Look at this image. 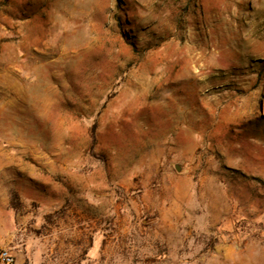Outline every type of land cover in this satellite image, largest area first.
Wrapping results in <instances>:
<instances>
[{
  "label": "rangeland",
  "instance_id": "1",
  "mask_svg": "<svg viewBox=\"0 0 264 264\" xmlns=\"http://www.w3.org/2000/svg\"><path fill=\"white\" fill-rule=\"evenodd\" d=\"M7 231L57 264H264V0H0Z\"/></svg>",
  "mask_w": 264,
  "mask_h": 264
},
{
  "label": "crops",
  "instance_id": "2",
  "mask_svg": "<svg viewBox=\"0 0 264 264\" xmlns=\"http://www.w3.org/2000/svg\"><path fill=\"white\" fill-rule=\"evenodd\" d=\"M7 238L4 241H1V243H4L6 241L5 244L12 242L13 243V235L10 231L6 232ZM15 243H13L12 246V250L13 253L15 255V262L13 264H32L31 262H33L34 264H37L34 262V260H32L34 257L36 258H42V260L45 262V264H57L56 263V255L54 256L52 254V249H50V251L45 253H42L40 251H38L37 249H35L32 244L29 242V240L26 241V247L23 248H19V245L16 241H14ZM97 241H93L91 242V255H90V264H98L95 261L93 262V253H95L94 248L96 247ZM59 259H62L61 254H59ZM67 264V263H66ZM71 264V263H70Z\"/></svg>",
  "mask_w": 264,
  "mask_h": 264
},
{
  "label": "built area",
  "instance_id": "3",
  "mask_svg": "<svg viewBox=\"0 0 264 264\" xmlns=\"http://www.w3.org/2000/svg\"><path fill=\"white\" fill-rule=\"evenodd\" d=\"M15 262V257L7 249L0 248V264H13Z\"/></svg>",
  "mask_w": 264,
  "mask_h": 264
},
{
  "label": "trees",
  "instance_id": "4",
  "mask_svg": "<svg viewBox=\"0 0 264 264\" xmlns=\"http://www.w3.org/2000/svg\"><path fill=\"white\" fill-rule=\"evenodd\" d=\"M15 198V197H14Z\"/></svg>",
  "mask_w": 264,
  "mask_h": 264
}]
</instances>
